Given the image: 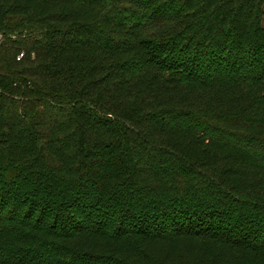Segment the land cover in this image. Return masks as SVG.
Masks as SVG:
<instances>
[{
  "label": "trees",
  "instance_id": "trees-1",
  "mask_svg": "<svg viewBox=\"0 0 264 264\" xmlns=\"http://www.w3.org/2000/svg\"><path fill=\"white\" fill-rule=\"evenodd\" d=\"M263 16L0 0V264H264Z\"/></svg>",
  "mask_w": 264,
  "mask_h": 264
},
{
  "label": "built area",
  "instance_id": "built-area-1",
  "mask_svg": "<svg viewBox=\"0 0 264 264\" xmlns=\"http://www.w3.org/2000/svg\"><path fill=\"white\" fill-rule=\"evenodd\" d=\"M22 55V52L19 53V55L17 56V58H19Z\"/></svg>",
  "mask_w": 264,
  "mask_h": 264
},
{
  "label": "rangeland",
  "instance_id": "rangeland-1",
  "mask_svg": "<svg viewBox=\"0 0 264 264\" xmlns=\"http://www.w3.org/2000/svg\"><path fill=\"white\" fill-rule=\"evenodd\" d=\"M263 25H264V16H263Z\"/></svg>",
  "mask_w": 264,
  "mask_h": 264
}]
</instances>
